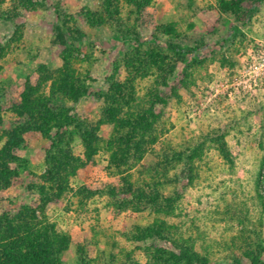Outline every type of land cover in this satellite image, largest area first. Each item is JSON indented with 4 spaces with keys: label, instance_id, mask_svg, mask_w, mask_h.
<instances>
[{
    "label": "rangeland",
    "instance_id": "obj_1",
    "mask_svg": "<svg viewBox=\"0 0 264 264\" xmlns=\"http://www.w3.org/2000/svg\"><path fill=\"white\" fill-rule=\"evenodd\" d=\"M15 244L264 264V0H0V264Z\"/></svg>",
    "mask_w": 264,
    "mask_h": 264
},
{
    "label": "trees",
    "instance_id": "obj_2",
    "mask_svg": "<svg viewBox=\"0 0 264 264\" xmlns=\"http://www.w3.org/2000/svg\"><path fill=\"white\" fill-rule=\"evenodd\" d=\"M11 248L8 258L11 259L12 264H55L51 259H49L48 254L45 252L37 254L32 250L31 255L28 257L26 256V252H23L22 246L17 248L15 244L14 246H11ZM29 250L31 249L28 247V251Z\"/></svg>",
    "mask_w": 264,
    "mask_h": 264
}]
</instances>
